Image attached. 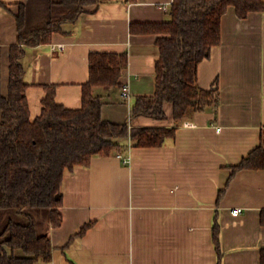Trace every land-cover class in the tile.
<instances>
[{"label": "crops", "instance_id": "0c3cea01", "mask_svg": "<svg viewBox=\"0 0 264 264\" xmlns=\"http://www.w3.org/2000/svg\"><path fill=\"white\" fill-rule=\"evenodd\" d=\"M2 1L7 7L0 3V90L7 94L10 48L18 43L16 14L28 0ZM172 2L103 0L65 22L50 43L24 45L31 118L41 113L45 85H55L57 102L81 107L90 54L126 52L128 66L120 81L129 84L130 97L122 98V85L96 86L103 118L131 121L132 127L176 125L171 103L165 104L166 120L131 118L137 96L156 90L159 58V35L132 33L131 23L169 19ZM60 43L64 48H53ZM198 82L204 89L218 88V104L179 122L176 136L164 145L137 147L128 140L120 150L123 157L119 151L95 155L89 166L66 170L61 225H53L51 208L27 209L38 234L48 235L53 246L51 259L35 264H264V168L239 170L228 182L230 166L264 138L263 11L240 18L228 8L221 42L200 62ZM234 207L244 210L233 215ZM8 211L0 213L4 223L26 222L15 217L21 213ZM216 223L221 254L214 241Z\"/></svg>", "mask_w": 264, "mask_h": 264}, {"label": "trees", "instance_id": "16d2710c", "mask_svg": "<svg viewBox=\"0 0 264 264\" xmlns=\"http://www.w3.org/2000/svg\"><path fill=\"white\" fill-rule=\"evenodd\" d=\"M102 1L28 0L19 4L18 43L10 48L8 93L0 90V213L14 209L27 221L7 220L1 232L4 240L0 241V264H35L41 259H51L50 237L38 234L36 221L26 210L51 208L53 225H61L66 170L77 165L89 166L95 155L118 152L128 140L137 147L162 146L176 136L177 124L183 119L217 105L218 88L204 89L199 85L198 66L221 42L222 17L230 6L240 18L251 12H264V0H173L169 19L131 23L132 33L159 35L156 90L152 95L137 96L131 118L146 115L166 120L165 104L171 103L176 125L132 127L131 121L115 123L103 118L104 102L94 88L122 85V71L128 66L126 52L90 54V76L83 84L81 107L69 108L57 102L55 85H45L41 113L32 119L26 95L29 84L22 63L26 54L24 45L50 43L53 33L60 31L65 22L77 20ZM0 3L6 6L2 0ZM230 167L232 174L228 182L239 170L263 169L264 138L238 164ZM225 190L226 187L220 190V197ZM90 226L91 223L86 224L79 235ZM213 234L217 252L221 254L217 223ZM16 249L24 254H15Z\"/></svg>", "mask_w": 264, "mask_h": 264}, {"label": "built area", "instance_id": "2783aa9c", "mask_svg": "<svg viewBox=\"0 0 264 264\" xmlns=\"http://www.w3.org/2000/svg\"><path fill=\"white\" fill-rule=\"evenodd\" d=\"M53 48H64V44H54L53 45ZM130 87H129V84L128 83H124L123 85H122V88H121V96H122V98H129L130 97ZM186 124H192V123H189V122H187ZM118 156H120V157H123V155H122V152L121 151H119L118 152ZM124 161L126 162V163H129L130 162V156H128V157H124ZM243 210H244V208H242V207H234V208H232L231 209V212H232V214L233 215H239V214H241L242 212H243Z\"/></svg>", "mask_w": 264, "mask_h": 264}, {"label": "rangeland", "instance_id": "374dc122", "mask_svg": "<svg viewBox=\"0 0 264 264\" xmlns=\"http://www.w3.org/2000/svg\"><path fill=\"white\" fill-rule=\"evenodd\" d=\"M169 16H170V14H169ZM26 211H27V210H26ZM8 212H11L13 215L16 214V213H15L16 210H14V209H9ZM23 216H24V215L21 216V215H19V214H16V215H15V217H19V219H20V218L22 219ZM24 217H25V216H24ZM14 219H15V218H14ZM24 219L27 221V218H24ZM3 221H4V219H0V228H1V229H0V233L2 232L4 226H5L6 223H7V221H6L5 223H4ZM3 224H4V225H3ZM8 250H9V252H11V249H10V248H8ZM16 253L20 255V254H21L20 249H16Z\"/></svg>", "mask_w": 264, "mask_h": 264}, {"label": "water", "instance_id": "95a60500", "mask_svg": "<svg viewBox=\"0 0 264 264\" xmlns=\"http://www.w3.org/2000/svg\"><path fill=\"white\" fill-rule=\"evenodd\" d=\"M59 197V195H57V198Z\"/></svg>", "mask_w": 264, "mask_h": 264}]
</instances>
